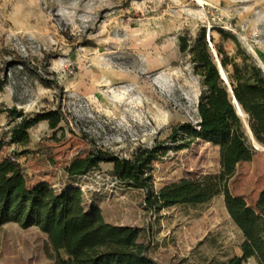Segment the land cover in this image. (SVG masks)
<instances>
[{"label":"rangeland","instance_id":"rangeland-1","mask_svg":"<svg viewBox=\"0 0 264 264\" xmlns=\"http://www.w3.org/2000/svg\"><path fill=\"white\" fill-rule=\"evenodd\" d=\"M201 28L206 40L218 39L216 29L235 35L264 69V0H0V76H7L0 108L15 106L27 117L50 109L62 115L57 128L40 121L28 129L26 146L5 145L0 156H15L32 184L44 180L58 191L74 180L64 170L72 160L96 150L130 158L163 140L175 124L193 123L199 78L177 39ZM223 47L233 51L230 40ZM17 57L51 86L21 74L20 66L9 68ZM15 121L1 113L0 133ZM110 165L97 168L110 173ZM218 171V147L195 139L152 162V187ZM84 182L90 187L84 196L97 197L105 221L139 228V241L159 263L220 264L241 255L242 233L221 194L156 213L145 208L142 189ZM228 188L255 207L264 188V149L236 165ZM44 240L35 226L3 224L0 264H53ZM243 264L256 263L248 258Z\"/></svg>","mask_w":264,"mask_h":264},{"label":"trees","instance_id":"trees-1","mask_svg":"<svg viewBox=\"0 0 264 264\" xmlns=\"http://www.w3.org/2000/svg\"><path fill=\"white\" fill-rule=\"evenodd\" d=\"M218 39L209 36L204 28L194 36L180 35L177 47L187 53L193 71L199 78L200 93L196 102V120L183 121L170 128L167 136L150 147L137 148L130 158H122L106 151H91L83 158L72 160L65 168L74 180L61 190L47 181L34 184L13 155L0 156V226L16 223L22 228L35 226L45 234L43 251L53 264H162L147 254V247L139 241V228L116 225L105 221L97 204V197H85L78 183L82 175L98 170L99 162H110V173L119 184L145 191V208L159 212L174 205H202L215 196H223L224 207L242 233L241 255H233L220 264H243L251 258L264 264V188L259 192L255 207L248 206L242 197L232 195L228 180L240 162L251 160L254 149L235 107L229 99L227 85L218 73L215 57L224 70L232 93L245 114L254 139L264 146V72L253 57L242 47L235 35L215 30ZM230 40L233 51L223 47ZM215 54V55H214ZM9 68L20 66V73L34 74L45 87L35 68L17 57ZM7 76H0V90ZM15 121L0 133V152L5 145L26 146L28 129L40 121H47L50 129L59 126L62 115L50 109L27 117L21 109L0 108ZM195 139L218 147L219 171L196 178L181 177L152 187V162L167 150L186 149Z\"/></svg>","mask_w":264,"mask_h":264},{"label":"built area","instance_id":"built-area-1","mask_svg":"<svg viewBox=\"0 0 264 264\" xmlns=\"http://www.w3.org/2000/svg\"><path fill=\"white\" fill-rule=\"evenodd\" d=\"M209 46H210V43L208 42ZM94 180V182L96 184H98L101 180H107L110 182L111 186H115V185H118L119 184V181L117 179L116 176L112 175L111 173H104L100 170H92L90 171L89 173L85 174V175H82L80 178H79V187L81 189V191L83 192V194L86 193V191L89 192V189L90 187L85 184L84 181H87V180ZM86 189V191H84Z\"/></svg>","mask_w":264,"mask_h":264},{"label":"water","instance_id":"water-1","mask_svg":"<svg viewBox=\"0 0 264 264\" xmlns=\"http://www.w3.org/2000/svg\"><path fill=\"white\" fill-rule=\"evenodd\" d=\"M207 40H209L208 36H207ZM214 55H215V54H214ZM215 62H216L217 68H218V73H219L220 78H222V79L224 80V82L226 83V85H227V91H228V94H229V99H230L231 103H232V104L234 105V107H235V112H236V114L240 117V119H241V121H242V124H243V122L245 123V124H243V127L245 126V128L248 130V133L251 135L252 139H254V137H253V135H252V133H251V131H250V129H249V126H248V123H247L246 116H245V114L242 112V110H241V108H240V105H239L238 102L236 101V99H235V97H234V95H233V93H232L231 87H230V85H229V83H228V81H227L226 74H225L224 70L222 69V67H221V65H220V63H219V61H218V59H217L216 57H215ZM259 66L261 67L262 71L264 72L263 67H262L261 65H259ZM246 134H247V133H246ZM247 136H248V135H247ZM254 141H256V140L254 139ZM256 142H257V141H256ZM257 143H258V142H257ZM258 144H259V143H258ZM259 145H260V144H259ZM253 148L256 149L254 146H253Z\"/></svg>","mask_w":264,"mask_h":264},{"label":"crops","instance_id":"crops-1","mask_svg":"<svg viewBox=\"0 0 264 264\" xmlns=\"http://www.w3.org/2000/svg\"><path fill=\"white\" fill-rule=\"evenodd\" d=\"M111 167H112V165H110V170H111ZM100 207V206H99ZM101 208V207H100ZM107 222H109V221H107ZM109 223H112V224H116V225H123V224H120V223H113V222H109Z\"/></svg>","mask_w":264,"mask_h":264},{"label":"bare ground","instance_id":"bare-ground-1","mask_svg":"<svg viewBox=\"0 0 264 264\" xmlns=\"http://www.w3.org/2000/svg\"><path fill=\"white\" fill-rule=\"evenodd\" d=\"M250 136H251V135H250ZM251 138H252V137H251ZM253 140H254V139H253ZM255 143H257V142L255 141ZM257 145H258V147L254 146V145H253V146H254L256 149H257V148L264 149V148H262L258 143H257Z\"/></svg>","mask_w":264,"mask_h":264}]
</instances>
